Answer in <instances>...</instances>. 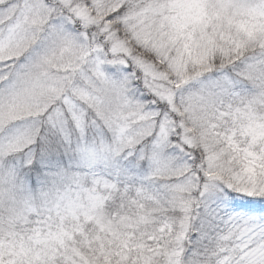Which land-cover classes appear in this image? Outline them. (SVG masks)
<instances>
[{
    "label": "snow or ice",
    "instance_id": "1",
    "mask_svg": "<svg viewBox=\"0 0 264 264\" xmlns=\"http://www.w3.org/2000/svg\"><path fill=\"white\" fill-rule=\"evenodd\" d=\"M0 264H264V0H0Z\"/></svg>",
    "mask_w": 264,
    "mask_h": 264
}]
</instances>
